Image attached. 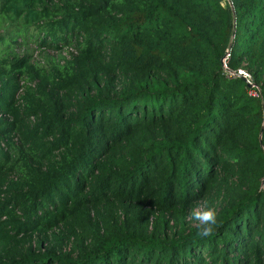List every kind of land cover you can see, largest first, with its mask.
<instances>
[{
	"label": "trees",
	"instance_id": "16d2710c",
	"mask_svg": "<svg viewBox=\"0 0 264 264\" xmlns=\"http://www.w3.org/2000/svg\"><path fill=\"white\" fill-rule=\"evenodd\" d=\"M0 264H264V0H0Z\"/></svg>",
	"mask_w": 264,
	"mask_h": 264
},
{
	"label": "clouds",
	"instance_id": "9594fccd",
	"mask_svg": "<svg viewBox=\"0 0 264 264\" xmlns=\"http://www.w3.org/2000/svg\"><path fill=\"white\" fill-rule=\"evenodd\" d=\"M193 219L200 224V230L198 232L200 237H208L212 234L213 226L217 222L214 210L209 208L203 211H196L193 213Z\"/></svg>",
	"mask_w": 264,
	"mask_h": 264
},
{
	"label": "rangeland",
	"instance_id": "374dc122",
	"mask_svg": "<svg viewBox=\"0 0 264 264\" xmlns=\"http://www.w3.org/2000/svg\"><path fill=\"white\" fill-rule=\"evenodd\" d=\"M29 48L34 50V52H33V60L41 62V59H40L41 58V53L39 52V50L34 49L33 46L29 47ZM67 51H71V50H63L62 52H57V53H51L49 51H47V52H48L49 57L54 58V59H56V57H58V59H59V57H61V58L62 57H67L68 56ZM58 54H60L61 56H58ZM201 209L202 208L198 209L197 211H201Z\"/></svg>",
	"mask_w": 264,
	"mask_h": 264
},
{
	"label": "built area",
	"instance_id": "2783aa9c",
	"mask_svg": "<svg viewBox=\"0 0 264 264\" xmlns=\"http://www.w3.org/2000/svg\"><path fill=\"white\" fill-rule=\"evenodd\" d=\"M228 5H230V0H224ZM238 75L242 76L244 78V80L247 82L250 91H249V96L251 97H258V89L254 87V85L251 83V79L249 78V76L247 74H245L244 72L239 71Z\"/></svg>",
	"mask_w": 264,
	"mask_h": 264
},
{
	"label": "water",
	"instance_id": "95a60500",
	"mask_svg": "<svg viewBox=\"0 0 264 264\" xmlns=\"http://www.w3.org/2000/svg\"><path fill=\"white\" fill-rule=\"evenodd\" d=\"M232 38H234V34L232 35ZM231 47V44L229 45V48ZM228 55V54H227ZM225 59H226V57L221 61L222 62V64H223V68L224 69H226V66H225V64H224V61H225ZM233 74V73H232ZM240 76V75H239ZM243 80H244V78L243 77H241Z\"/></svg>",
	"mask_w": 264,
	"mask_h": 264
}]
</instances>
